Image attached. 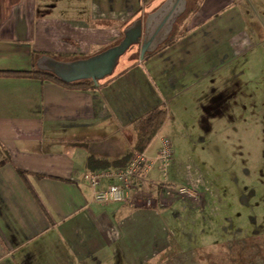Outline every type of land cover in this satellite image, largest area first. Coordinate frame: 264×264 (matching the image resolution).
<instances>
[{
  "label": "crops",
  "instance_id": "obj_1",
  "mask_svg": "<svg viewBox=\"0 0 264 264\" xmlns=\"http://www.w3.org/2000/svg\"><path fill=\"white\" fill-rule=\"evenodd\" d=\"M1 1L0 69L29 70L41 54L97 53L147 15L143 0ZM220 3L201 0L186 33L91 89L0 75V264H111L130 235L158 231L157 210L134 204V192L126 202L95 201L87 158L132 151L133 120L195 85L187 70L213 46L210 73L224 51L192 36L220 17Z\"/></svg>",
  "mask_w": 264,
  "mask_h": 264
},
{
  "label": "rangeland",
  "instance_id": "obj_2",
  "mask_svg": "<svg viewBox=\"0 0 264 264\" xmlns=\"http://www.w3.org/2000/svg\"><path fill=\"white\" fill-rule=\"evenodd\" d=\"M220 5V17L192 37L218 43L222 57L205 74L214 51L207 46L187 70L196 84L162 104L164 128L144 150L150 167L133 203L157 210L158 231L147 225L141 237L130 235L111 264H264V0ZM194 15L179 20L178 37ZM166 137L173 152L164 170L158 150Z\"/></svg>",
  "mask_w": 264,
  "mask_h": 264
},
{
  "label": "water",
  "instance_id": "obj_3",
  "mask_svg": "<svg viewBox=\"0 0 264 264\" xmlns=\"http://www.w3.org/2000/svg\"><path fill=\"white\" fill-rule=\"evenodd\" d=\"M188 1L164 0L144 18H137L127 25L117 43L97 53L75 59H59L49 54H41L35 65L67 82L92 79L97 84L98 80L113 73L120 57L132 45H140L139 57L143 59L165 43L177 20L186 12Z\"/></svg>",
  "mask_w": 264,
  "mask_h": 264
},
{
  "label": "trees",
  "instance_id": "obj_4",
  "mask_svg": "<svg viewBox=\"0 0 264 264\" xmlns=\"http://www.w3.org/2000/svg\"><path fill=\"white\" fill-rule=\"evenodd\" d=\"M163 1L164 0H143V6L145 8V14H147L148 12L157 8ZM200 1L201 0H189L188 1V6H187L186 12L177 20V22L175 23L172 34L170 35L168 40L165 43H163L160 47H162L165 44H169V43H172L175 41V39L177 38L179 20L186 13H191L193 11H196L200 6ZM133 20L134 19H132L131 21H129L127 24H125L123 26L122 35H123L124 28L128 24H130ZM119 40H117L116 42H118ZM108 46H110V45H108ZM108 46H106V47H108ZM105 48H103V49H105ZM133 49H137V50H134V52L132 50L127 52L128 51L127 50L126 53L120 57L119 62L117 64L115 70L113 71V73L111 75L104 77L103 79L98 80L97 84H99V83L111 78L112 76H114L115 71H117V72L120 71L122 69V67H126V66L129 67V66L135 64L139 60L140 45L135 44ZM136 53H138V56L134 55ZM152 53H148L147 55L152 54ZM133 55L135 56L134 58H133ZM52 56L59 58V59H75V58L84 57L86 55H73V56H67V57L60 56V55H52ZM126 59L129 60V62H131V63L127 62ZM0 75H12V76H18V77H36V78H42V79L49 78V79L55 80L57 82H60L66 86L81 88V89H91V88L95 87V82L92 79H81V80H76V81H72V82H67V81L61 79L60 77H58L57 75H55L54 73H52L50 71L38 69L35 65V62L33 64V67L29 70L0 69ZM166 119H167L166 108H164V106L161 107L158 105L150 108L145 113L137 116L132 122L133 127L137 132V141L134 145V149L132 151H130L129 153L123 155L122 157L114 159V160L100 159V158H96L94 156H89L87 158L88 169L90 171H96V169H99V168L104 169V168H108V167H119V166L125 165L130 160V158L132 157V155L135 151L146 150V148L151 143V141L153 140L155 135L159 132V130L161 129V127L165 123Z\"/></svg>",
  "mask_w": 264,
  "mask_h": 264
},
{
  "label": "built area",
  "instance_id": "obj_5",
  "mask_svg": "<svg viewBox=\"0 0 264 264\" xmlns=\"http://www.w3.org/2000/svg\"><path fill=\"white\" fill-rule=\"evenodd\" d=\"M169 138H163L158 150V160L165 170L172 159ZM146 151H135L123 166L90 171L86 179L94 189V199L99 203L126 202L132 192H138L146 180L150 167ZM147 202H151L148 200Z\"/></svg>",
  "mask_w": 264,
  "mask_h": 264
}]
</instances>
